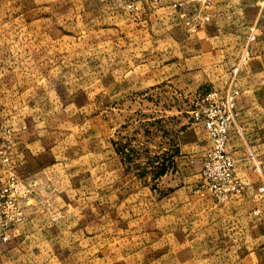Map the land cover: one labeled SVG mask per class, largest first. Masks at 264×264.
I'll use <instances>...</instances> for the list:
<instances>
[{
	"label": "rangeland",
	"instance_id": "374dc122",
	"mask_svg": "<svg viewBox=\"0 0 264 264\" xmlns=\"http://www.w3.org/2000/svg\"><path fill=\"white\" fill-rule=\"evenodd\" d=\"M240 9L188 33L169 10L0 0V182L28 191L32 243L0 264H264V3ZM235 69L243 189L217 203L201 101Z\"/></svg>",
	"mask_w": 264,
	"mask_h": 264
},
{
	"label": "built area",
	"instance_id": "2783aa9c",
	"mask_svg": "<svg viewBox=\"0 0 264 264\" xmlns=\"http://www.w3.org/2000/svg\"><path fill=\"white\" fill-rule=\"evenodd\" d=\"M118 3L126 12L139 15L162 5L173 8L177 16L185 20L189 33L195 32L202 24L209 21V12L216 0H200L197 3H183L174 0H108ZM255 37L254 29H250L249 41ZM244 55H247L245 51ZM237 69L222 89H213L203 99L201 115L203 127L210 142V148L201 162V178L199 192H207L217 203H224L238 195L243 184L235 174V162L227 151L230 132L236 119L237 100L240 91L236 85ZM0 135V163L8 166L11 156L9 147ZM28 191L9 169L0 182V236L3 242L8 240L7 231L22 224L26 218L25 206Z\"/></svg>",
	"mask_w": 264,
	"mask_h": 264
},
{
	"label": "crops",
	"instance_id": "0c3cea01",
	"mask_svg": "<svg viewBox=\"0 0 264 264\" xmlns=\"http://www.w3.org/2000/svg\"><path fill=\"white\" fill-rule=\"evenodd\" d=\"M174 1H179V2H183V3L194 2V0H174ZM249 1H251V0H245V2H243V0H238L237 1L238 9H236L235 6H231V8H229V11H228L227 7L224 4H220L221 2L220 1L218 2V0H216L215 3H214L213 8L209 12V17H210L209 20H212V21L214 20V21H216L215 22L216 25H220V24H222L224 22L226 23V20H227V18L230 15L231 21L229 23H231L232 21L234 22V20H232L234 14L237 11L241 10L240 8H241L242 5L247 6V2H249ZM242 3H245L246 5L242 4ZM259 3L262 5L264 3V0H255V4L256 5L259 4ZM250 5H252V2H251V4H249V6ZM259 9H262V8H259ZM161 10H165V11L169 10L170 13H172L174 16H177V13L173 10V8L168 6V5H166V4L156 8L154 13L158 12V11H161ZM230 11H231V13H229ZM232 11H234V12H232ZM222 20H225V21L223 22ZM206 24H207V22H206ZM255 24H257L256 23V18L254 19L253 24H249V25L247 24L248 26L246 25L244 27L245 28L244 29V33L247 34L248 37H249V34H250V29L251 28L254 29L253 27H254ZM200 28H201V26L198 29H200ZM248 31H249V34H248ZM229 36H231V37H239L237 34H229ZM229 76L225 80L222 81V86L224 85L225 82L230 80V78L232 77L231 73L229 74ZM34 228L35 227H31V229H34ZM7 236H8V240L6 242H3L1 240V236H0V259L7 257L11 253H16L18 251L19 252H21V251L27 252L28 250H30V247H31V244H32L30 239H29L30 238V230H29V227L28 228L24 227V222L22 224H20L19 226H17L16 228H12V229L8 230L7 231Z\"/></svg>",
	"mask_w": 264,
	"mask_h": 264
}]
</instances>
